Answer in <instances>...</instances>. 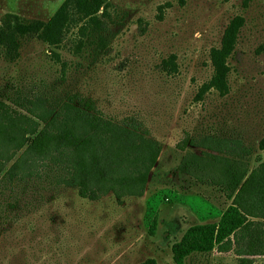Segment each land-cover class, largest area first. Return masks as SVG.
<instances>
[{"label":"rangeland","instance_id":"obj_1","mask_svg":"<svg viewBox=\"0 0 264 264\" xmlns=\"http://www.w3.org/2000/svg\"><path fill=\"white\" fill-rule=\"evenodd\" d=\"M69 97L157 142L144 192L82 199L40 163L9 177L23 148L0 160V264H174L172 244L230 204L182 162L216 154L247 175L264 159V0H0V101L28 115L20 104L56 113ZM184 264L240 262L213 248Z\"/></svg>","mask_w":264,"mask_h":264},{"label":"trees","instance_id":"obj_2","mask_svg":"<svg viewBox=\"0 0 264 264\" xmlns=\"http://www.w3.org/2000/svg\"><path fill=\"white\" fill-rule=\"evenodd\" d=\"M62 14L60 9L45 27L55 25ZM27 28L20 25L17 31L24 33ZM211 56L222 75L221 52L213 51ZM26 104L19 107L28 115L0 101V160L6 164L24 148L7 170L9 177H16L18 171L30 177L40 163L49 169L61 166L70 176L67 183L77 188L82 199L95 200L111 192L119 202L123 196L143 194L160 152L157 142L115 125L94 110L91 100L69 97L56 113L41 100ZM179 169L219 186L230 204L217 223L186 229L170 248L173 263L184 264L189 255L213 248L220 252L233 248L240 264L264 255V159L247 175L245 162L210 153L192 155Z\"/></svg>","mask_w":264,"mask_h":264}]
</instances>
